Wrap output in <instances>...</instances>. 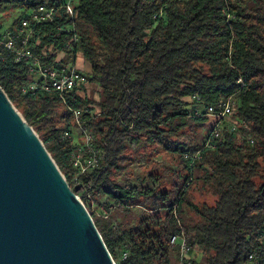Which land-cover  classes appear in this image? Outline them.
<instances>
[{
    "label": "trees",
    "instance_id": "16d2710c",
    "mask_svg": "<svg viewBox=\"0 0 264 264\" xmlns=\"http://www.w3.org/2000/svg\"><path fill=\"white\" fill-rule=\"evenodd\" d=\"M65 2L0 0V13L8 5L57 8L52 22L31 23L24 33L21 21L31 14L13 23L14 50L0 46V87L72 189L78 143L62 135L75 131L72 111L82 110L83 128L102 156L78 177L86 186L82 202L115 264H176L169 240L181 233L200 253L192 264H250L264 227V0H76L73 18ZM24 49L52 69L59 54L66 64L80 53L91 67L87 84L63 96L66 106L39 84L22 94L35 81L33 62L16 60ZM228 101L233 115L218 138L210 139L212 126L205 137H190L192 127L212 123L208 107ZM230 121L238 125L234 133ZM127 142L177 156L181 184L159 191L114 181ZM194 183L213 205L192 202Z\"/></svg>",
    "mask_w": 264,
    "mask_h": 264
},
{
    "label": "water",
    "instance_id": "95a60500",
    "mask_svg": "<svg viewBox=\"0 0 264 264\" xmlns=\"http://www.w3.org/2000/svg\"><path fill=\"white\" fill-rule=\"evenodd\" d=\"M0 264H115L91 214L1 87Z\"/></svg>",
    "mask_w": 264,
    "mask_h": 264
},
{
    "label": "built area",
    "instance_id": "2783aa9c",
    "mask_svg": "<svg viewBox=\"0 0 264 264\" xmlns=\"http://www.w3.org/2000/svg\"><path fill=\"white\" fill-rule=\"evenodd\" d=\"M73 1L74 0H66L65 4L62 6L65 13L72 18L74 17ZM56 13V7L39 6L35 11L30 13V19H23L21 21L19 32L24 33L27 31V28L31 23L37 25L39 23L52 22ZM29 32L30 31L27 32V35H25L26 37L21 41V44L24 47L26 46ZM5 36L7 41L5 43L0 42V46L3 45L5 49L10 51L14 50L13 37H11L9 32ZM73 41H75V38ZM15 55L17 61L26 60L33 62L30 72L35 75V81L28 86L22 87V94L35 90L39 84L42 91L58 94L61 97L63 104L66 106L67 104L63 96L69 92L79 90L87 84L86 75L76 69L73 63L63 64L61 63L62 59H57L58 68L52 69L48 66L42 65L28 49L16 51ZM195 99L197 98H191V100ZM81 111V109L72 111V125L74 130L80 134L81 143H78V146L71 154L72 165L77 169L78 175L73 179L74 189H70L82 202L86 186L78 181V177L79 175H84L96 169L102 160V156L93 145L92 135L83 128L80 119ZM205 113L207 117H210L213 120L210 139H216L220 136L223 122L232 118L233 107L229 101L222 102L217 107H208L205 110ZM237 126L236 122L230 121V132L234 133L238 128ZM243 126H245V124H243ZM62 139L72 140V134L65 131L62 135ZM87 197L90 201L92 200L89 196ZM104 214L106 215L107 213ZM256 238L261 246L256 251L248 254V262L250 264H264V227L258 232ZM169 245L177 250L176 264H192L195 249L188 243L187 236L184 233L173 235L169 240Z\"/></svg>",
    "mask_w": 264,
    "mask_h": 264
},
{
    "label": "rangeland",
    "instance_id": "374dc122",
    "mask_svg": "<svg viewBox=\"0 0 264 264\" xmlns=\"http://www.w3.org/2000/svg\"><path fill=\"white\" fill-rule=\"evenodd\" d=\"M30 13L31 10H25L20 6H6L0 13V37H4L8 32L13 30V23L15 21L21 20ZM76 56L77 57L74 60L75 68L87 76L89 74L88 71L90 68L89 63L83 59L80 53H78ZM92 87L93 85L88 84L87 89L92 91L91 99L96 100L98 97L96 87ZM93 90L96 92L94 93ZM212 123L209 121L206 126L198 128L192 127L193 131H187V133H189L190 137H192L193 132L195 131L198 132L199 135L205 137L208 130L211 128ZM72 139L76 143H81L80 134L73 130ZM126 146L127 150L123 154L119 169L112 174V179L114 181L120 185L136 187L137 190L145 189L146 187H153L154 189H159V191H168L173 189L175 184H181V180L179 179L178 175L184 174L185 170L181 168L177 156L166 155L163 153V151L156 149L154 146L146 147L142 144H134L132 142H127ZM156 173H158L160 176L158 181L154 180L157 178V176H152V174ZM191 174L192 177H195V172H191ZM200 187L201 183H194L189 188L188 195L191 197L192 202L194 204L207 203L208 205H213L215 198L210 195H206L204 192H201L199 190ZM91 211L96 215H99V212H97L95 209L94 203L91 206ZM139 211L137 212L139 213ZM162 212L163 211H160L159 215H162ZM199 254L200 253L197 251L194 253L196 258L201 257Z\"/></svg>",
    "mask_w": 264,
    "mask_h": 264
},
{
    "label": "crops",
    "instance_id": "0c3cea01",
    "mask_svg": "<svg viewBox=\"0 0 264 264\" xmlns=\"http://www.w3.org/2000/svg\"><path fill=\"white\" fill-rule=\"evenodd\" d=\"M76 57H77V56H76ZM76 57H75V58H76ZM62 58H63V54H59L57 59H62ZM73 64H74V62H73ZM74 65H75V64H74ZM90 71H91V67L89 68V71H88V72L90 73Z\"/></svg>",
    "mask_w": 264,
    "mask_h": 264
}]
</instances>
